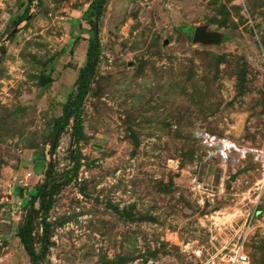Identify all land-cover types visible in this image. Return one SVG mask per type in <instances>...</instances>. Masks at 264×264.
<instances>
[{
  "label": "rangeland",
  "instance_id": "374dc122",
  "mask_svg": "<svg viewBox=\"0 0 264 264\" xmlns=\"http://www.w3.org/2000/svg\"><path fill=\"white\" fill-rule=\"evenodd\" d=\"M94 1L0 0V264H31L16 229L51 158L55 179L73 180L39 264H191L190 246L242 242L264 264V0H105L81 139L72 119L51 156ZM199 26L212 40H194Z\"/></svg>",
  "mask_w": 264,
  "mask_h": 264
},
{
  "label": "trees",
  "instance_id": "16d2710c",
  "mask_svg": "<svg viewBox=\"0 0 264 264\" xmlns=\"http://www.w3.org/2000/svg\"><path fill=\"white\" fill-rule=\"evenodd\" d=\"M105 0H95L90 9L86 12L88 17V24L92 30L93 35L88 39V50H87V66L85 71L82 74L81 82L82 88L78 95L70 100L63 107V115L55 123L53 139L51 141L50 155L53 156L57 148L59 139L62 133L70 125V121L73 119L72 124V136L74 141L77 143L81 139L82 135V111L84 100L87 97L88 93L91 90V83L95 76V71L92 74L91 69L95 58H98L101 55V39H100V28L99 21L100 17L103 14ZM55 137L57 141L55 142ZM37 152H34V158L37 159ZM80 168L79 159L75 160L74 165V175L78 173ZM56 171L55 161L53 158L48 162L44 176V182L38 188H28L30 199L29 206L26 212V218L22 224H20L16 229V236L20 238L22 245L24 246L27 254L31 258V264H39V260L45 258L49 251V222L48 217L52 206L55 203V196L65 187L69 185L73 178L70 177L64 180H56L54 175ZM39 204V208L35 207V204ZM40 212L42 214V248L38 253L33 246L31 239L32 233L34 232V217L35 213Z\"/></svg>",
  "mask_w": 264,
  "mask_h": 264
},
{
  "label": "built area",
  "instance_id": "2783aa9c",
  "mask_svg": "<svg viewBox=\"0 0 264 264\" xmlns=\"http://www.w3.org/2000/svg\"><path fill=\"white\" fill-rule=\"evenodd\" d=\"M37 3V2H36ZM38 4V3H37ZM206 144L214 147L221 156L229 160V142L226 138L217 136L204 137ZM191 264H252V261L245 249V242L235 244L234 248L229 251L219 250L211 252L204 250L201 246H190L187 249Z\"/></svg>",
  "mask_w": 264,
  "mask_h": 264
},
{
  "label": "water",
  "instance_id": "95a60500",
  "mask_svg": "<svg viewBox=\"0 0 264 264\" xmlns=\"http://www.w3.org/2000/svg\"><path fill=\"white\" fill-rule=\"evenodd\" d=\"M213 33L209 32L205 26H199L195 29L194 32V40L195 41H202V42H207L209 40H212ZM98 63V58L94 59L93 66L91 69V73L93 74L96 66ZM57 141V137H55V142Z\"/></svg>",
  "mask_w": 264,
  "mask_h": 264
}]
</instances>
